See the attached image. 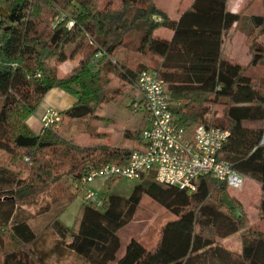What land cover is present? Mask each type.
Masks as SVG:
<instances>
[{
	"label": "trees",
	"instance_id": "obj_1",
	"mask_svg": "<svg viewBox=\"0 0 264 264\" xmlns=\"http://www.w3.org/2000/svg\"><path fill=\"white\" fill-rule=\"evenodd\" d=\"M118 2L0 0V150L9 158V164L0 165L2 264H50L49 253L66 252L83 264H264V231L252 226L237 197L226 202L228 185L211 175L188 191L159 182L154 172L145 174L129 197L111 193L102 207L84 204L77 229L54 220L55 245L49 251L39 247L24 205L37 202L61 178L60 165L69 162L67 173H62L76 183L108 163L127 164L143 143L141 130L127 129L125 136L136 142L134 148L104 141L80 145L55 126L92 118L98 107L118 98L109 94L112 75L137 86L144 70H156L164 80L187 137L192 138L200 124L230 130L219 158L260 183L258 209L264 221V126L243 124L264 123V73L248 74L250 66H264V11L249 17L252 60L244 65L223 51L227 31L243 18L242 12L229 9L228 0H194L178 19L156 0ZM163 28L173 31L171 39L156 35ZM76 56L79 63L61 76L60 64ZM155 57L158 67L153 66ZM55 87L75 92L77 101L53 126L36 134L27 119ZM209 104L223 106L224 121L208 117ZM27 152L29 163L24 161ZM144 195L175 218L163 226L156 246L147 248L132 239L117 260L118 232L133 220ZM236 233L242 236L240 251L220 243Z\"/></svg>",
	"mask_w": 264,
	"mask_h": 264
},
{
	"label": "rangeland",
	"instance_id": "obj_2",
	"mask_svg": "<svg viewBox=\"0 0 264 264\" xmlns=\"http://www.w3.org/2000/svg\"><path fill=\"white\" fill-rule=\"evenodd\" d=\"M110 1L114 5L119 3L118 0H100L103 5ZM191 1L156 0L158 6L169 12L173 18H176V14L188 6ZM231 2L233 7L242 12L243 18L240 25H235L230 31H227L223 51L229 59L248 65L252 60V53L247 42L248 33L251 30L249 17L250 15H259L264 11V0H231ZM172 33L173 31L170 29H160L156 32V35L170 39ZM133 39H135V35L132 36ZM261 40L264 42V36L261 37ZM69 47L72 48V46ZM158 62L159 58L155 57L153 66L158 67ZM263 73V65L250 66L248 71V74L253 77L260 76ZM109 94L118 96V98L98 107L94 116L88 120L86 118L81 122H66V126L62 128L63 132L68 137H73L74 141L80 145H91L104 141L115 146L134 148L136 142L126 138V130L142 131L147 126L145 111L134 109L132 106L134 100L140 97L138 88L136 85L112 75ZM2 103L0 98V109ZM209 107L210 114L208 117L210 119L218 122L224 121L222 105L209 104ZM60 124L61 121L55 127H59ZM100 134L107 135L105 140L101 138ZM29 159L30 156L27 152L24 155V161L29 163ZM3 164H9V158L4 151L0 150V165ZM68 169L69 162L61 164L57 169V173H61V178L50 186L47 193H41L37 202L24 205L27 213L31 215L30 223L38 234L39 247L47 248L48 251L56 243V234L53 231L54 220L59 219L73 229L78 228L80 221V207L78 203L74 202L78 198L79 192L75 180H72L71 176L62 173H67ZM23 175L26 177L27 173ZM139 182L140 180L118 178L112 185L106 183L101 190V195L107 196L111 193H118L129 197ZM228 193L226 202L229 203L232 196L237 197L243 204L244 211L248 215L252 226L264 231V221L260 219L258 209L263 194H260L257 186L245 179L243 188L238 190L229 189ZM173 218H175V215L171 211L153 200L149 195H144L133 220L118 232L121 239V248L118 251L117 260L124 256L127 245L132 239L138 240L147 248L156 246L160 241L163 226ZM219 241L236 251H240L242 248L240 233L221 238ZM48 262L50 264H83V261L72 252H66L64 255L49 253ZM0 264H2V258H0Z\"/></svg>",
	"mask_w": 264,
	"mask_h": 264
},
{
	"label": "built area",
	"instance_id": "obj_3",
	"mask_svg": "<svg viewBox=\"0 0 264 264\" xmlns=\"http://www.w3.org/2000/svg\"><path fill=\"white\" fill-rule=\"evenodd\" d=\"M137 88L140 97L132 106L145 111L147 126L142 130L143 143L133 151L127 164L108 163L90 170L75 183L83 204L103 206L105 196L91 187L98 179L103 183L113 178L141 180L151 172L159 182L188 191H195L197 181L205 175L225 182L229 189L238 190L244 186L245 176L230 162L219 158L229 139V129L200 124L189 138L177 123L167 87L158 71L144 70ZM59 117L58 111L48 108L41 118L43 127L53 126Z\"/></svg>",
	"mask_w": 264,
	"mask_h": 264
},
{
	"label": "crops",
	"instance_id": "obj_4",
	"mask_svg": "<svg viewBox=\"0 0 264 264\" xmlns=\"http://www.w3.org/2000/svg\"><path fill=\"white\" fill-rule=\"evenodd\" d=\"M194 0L191 1L190 4H188V6H186L184 9H182L178 14H176V18H173V16H171L173 19H178L180 17V15L189 7L191 6V4L193 3ZM228 7L231 11L233 12H239L240 10L238 8H235L232 6V2L231 0H228ZM169 13V12H168ZM170 14V13H169ZM234 27V26H233ZM232 27V28H233ZM231 28V29H232ZM163 29H167V28H163ZM230 29V30H231ZM229 30V31H230ZM173 36V33H172ZM171 36V38H172ZM226 36V35H225ZM264 36V35H263ZM170 38V39H171ZM225 41V40H224ZM261 43L264 46V42L261 40ZM224 46V44H223ZM224 48V47H223ZM80 58L78 56H76L74 59H69L63 63L60 64L59 66V73L61 76H65L66 74H68L72 68L79 63ZM77 101V94L73 91H68L62 87H55L53 88L51 91H49L47 93V95L43 98L40 106L38 107L37 111L35 113H33L28 119H27V124L29 125V127L31 129H33V132H35L36 134L40 133V131H42V115L44 114V112L48 109V108H52L56 111H58L59 113H61L62 111H64L65 109L71 107L75 102ZM245 127H258L261 128L264 126L263 122H258V121H244L243 122ZM66 125L65 123H61L59 128H64ZM105 131V130H104ZM246 180H249L251 182V184H254L255 186H257V189L259 190L260 194L262 193L261 190V186L260 183L257 182L255 179L251 178V177H247L245 176ZM106 183H103L102 180L98 179L96 180L94 183H92L91 187H93L94 189H97L101 192V190L103 189L104 185ZM243 188V187H242ZM261 190V191H260ZM261 201V200H260ZM75 203H78L79 207H80V211H82V207H83V202L81 197H78L76 199V201H74ZM260 203V202H259ZM259 205V204H258ZM81 215V213H80Z\"/></svg>",
	"mask_w": 264,
	"mask_h": 264
}]
</instances>
